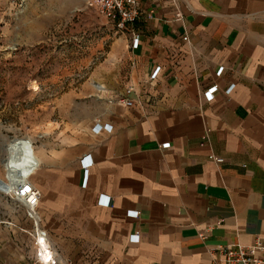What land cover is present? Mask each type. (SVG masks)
Masks as SVG:
<instances>
[{
    "label": "crops",
    "instance_id": "obj_1",
    "mask_svg": "<svg viewBox=\"0 0 264 264\" xmlns=\"http://www.w3.org/2000/svg\"><path fill=\"white\" fill-rule=\"evenodd\" d=\"M136 1L138 46L130 30L111 43L84 100L94 113L66 137L21 139L20 177L41 198L36 218L17 205L57 264H211L215 247L264 238V0ZM6 173L0 160L9 189Z\"/></svg>",
    "mask_w": 264,
    "mask_h": 264
},
{
    "label": "rangeland",
    "instance_id": "obj_2",
    "mask_svg": "<svg viewBox=\"0 0 264 264\" xmlns=\"http://www.w3.org/2000/svg\"><path fill=\"white\" fill-rule=\"evenodd\" d=\"M86 1L0 0L2 164L14 139L30 138L39 146L47 141L39 136L50 133L54 140L76 133L94 113L84 100L98 71L110 63L107 54L119 34ZM24 221L25 210L0 195V227H19L10 235L0 231V249L14 264L34 260Z\"/></svg>",
    "mask_w": 264,
    "mask_h": 264
},
{
    "label": "built area",
    "instance_id": "obj_3",
    "mask_svg": "<svg viewBox=\"0 0 264 264\" xmlns=\"http://www.w3.org/2000/svg\"><path fill=\"white\" fill-rule=\"evenodd\" d=\"M86 7L95 10L97 15L100 18L105 19L117 34L125 32L126 30H130L132 33L133 26L138 19H140L141 14L139 3L136 0H88L86 1ZM132 37L131 48L136 49L139 39L138 36H135L134 34ZM183 40L186 41L187 37L184 36ZM222 69L223 68H219L216 73L220 74ZM158 72L159 68L153 70L149 76V80L153 81ZM216 90L217 85L202 92L203 99L208 102L212 101ZM131 93L132 88L129 87L125 89L122 98L119 101L121 106L132 107L135 105V100L130 96ZM93 129L99 131L98 127H93ZM206 134L207 131L202 136V140L206 139ZM167 145L168 144H164L162 148ZM27 155H29V153L25 151L23 146H21L14 153L13 158L18 163L21 159H25L27 162L25 167L26 169H29L31 161ZM17 157H20V160H17ZM207 157L209 161L217 166L224 161L222 157H216L213 154H209ZM7 159L8 157L6 154L3 163ZM10 174V178H12V190L10 193L0 191V195L14 204H23L30 217L32 214L36 215V208L41 198V193L31 182H28L27 179L18 176L17 171H14V173L11 172ZM38 234L40 236H38ZM28 235L30 236L31 241H33V246L35 248V261L41 263L45 257L44 254L49 252L50 259L48 260V263L57 264L56 256L50 248L44 232L34 228L31 232H28ZM44 243H47L46 250L43 249ZM211 264H264V238H256L250 245L236 243L215 247L211 252Z\"/></svg>",
    "mask_w": 264,
    "mask_h": 264
},
{
    "label": "bare ground",
    "instance_id": "obj_4",
    "mask_svg": "<svg viewBox=\"0 0 264 264\" xmlns=\"http://www.w3.org/2000/svg\"><path fill=\"white\" fill-rule=\"evenodd\" d=\"M24 140H21V139H14L9 145H8V153H6L7 154V157H8V159L4 162V164H5V167H6V170H7V176H8V174L9 173H11V172H13V170H17V169H19L20 167L22 168V166L24 167V165H21V164H23L24 162V159H21L20 161H19V163L18 162H16L15 160H14V158H13V155H14V153L21 147V146H23L24 148H25V151L27 152V150H28V153H30L31 152V149H32V146H30V142H27V141H24ZM26 162V161H25ZM24 164H26V163H24ZM20 168V169H21ZM24 169H25V167H24ZM22 170V169H21ZM7 178V177H6ZM10 178V177H9ZM12 181V178H11V180H9V182H11ZM11 184H12V182H11ZM0 189H2L1 190V192H4V193H10L11 192V190H12V185H11V188H9L8 189V186H7V184H6V188L4 189V188H1L0 187ZM31 217H34V218H36V215H34V214H32L31 215ZM37 229V228H36ZM38 236H40L39 234H38ZM46 245V246H45ZM47 248V243H44V245H43V249H46ZM50 255V253L49 252H47L46 254H44V258H45V262H47L48 263V260L50 259L49 256Z\"/></svg>",
    "mask_w": 264,
    "mask_h": 264
},
{
    "label": "water",
    "instance_id": "obj_5",
    "mask_svg": "<svg viewBox=\"0 0 264 264\" xmlns=\"http://www.w3.org/2000/svg\"><path fill=\"white\" fill-rule=\"evenodd\" d=\"M21 154H22V153H21ZM29 154H30V153H29ZM27 156H29V155H27ZM16 159H17V160H20V157H17ZM19 170H20V169L13 170V173H14V171H17V175H18V176H21V172H19ZM0 187H1V188H4V189L6 188V184H5V182H3L1 179H0Z\"/></svg>",
    "mask_w": 264,
    "mask_h": 264
}]
</instances>
